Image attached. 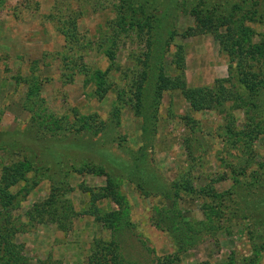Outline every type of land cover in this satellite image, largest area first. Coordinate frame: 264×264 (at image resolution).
<instances>
[{"label":"rangeland","instance_id":"rangeland-1","mask_svg":"<svg viewBox=\"0 0 264 264\" xmlns=\"http://www.w3.org/2000/svg\"><path fill=\"white\" fill-rule=\"evenodd\" d=\"M217 81L243 99L194 111ZM261 119L264 0H0V186L23 172L0 229L27 264H88L98 244L122 264H264V226L235 201L264 194ZM53 195L63 223L37 216Z\"/></svg>","mask_w":264,"mask_h":264},{"label":"trees","instance_id":"trees-1","mask_svg":"<svg viewBox=\"0 0 264 264\" xmlns=\"http://www.w3.org/2000/svg\"><path fill=\"white\" fill-rule=\"evenodd\" d=\"M209 21V20H208ZM63 21L61 20V23ZM207 23V22H206ZM59 25V29H61V24ZM66 25V24H65ZM77 24L74 22V19L69 17V22L67 26L61 30L62 33L65 35L66 41L68 43H75L77 40ZM220 39V38H218ZM238 42H233L231 44V48L234 47V44H237ZM110 57L114 58V54L112 53ZM176 59L179 60V68H184L185 63V57H184V51L182 48L178 51L176 54ZM237 62V60H236ZM239 64V78L238 80L249 90L255 89L256 91L259 90V86L262 83V79L258 78V75L251 70H246L247 64H245V61L240 62ZM252 67V66H250ZM237 71V72H238ZM241 75V76H240ZM162 83V88L167 90H174V89H181L185 90L186 86L183 81H175L168 78H165ZM230 83V80H227ZM224 82V81H221ZM220 81H217V83H221ZM231 86H235L236 83H230ZM217 88V89H216ZM137 93L141 91V86L136 87ZM103 93H106V88L103 89ZM236 96L237 100L243 99V96L239 93H235V91L227 90L226 86L224 84H220L219 87H215V89L207 88V89H195L191 92V102L190 105L193 108L194 111H205L210 109H216L219 106L223 105L225 101H228L229 99L233 98V96ZM256 105V104H253ZM251 118V117H250ZM254 121H256V118H254ZM262 122H264L263 119H261ZM258 123V122H257ZM250 128H252L251 124L249 125ZM258 125H256L255 129L250 131L249 135L252 138V134L255 133V135H259L261 132H259ZM254 132V133H253ZM23 172L18 167L13 168H6L4 175L2 177V185L0 186V198L7 199L5 202V206L12 205V195L9 194L8 190L10 187L18 183L21 179ZM254 182H256V186L259 188L264 185V179H261L259 176H256L254 179ZM256 190V189H255ZM253 194H250V196L247 199H243L242 197H238L237 201L238 203L250 205L251 202V220L254 222L253 224H258L264 226V194L260 195L257 194V191L252 190ZM55 195L52 196L51 200H49L45 206L38 207L36 210L38 217H49L50 220L53 222L63 223L61 218H59L58 212L52 211L54 209L55 204ZM92 198L97 200V194H92ZM246 206V207H247ZM12 238V228L11 227H3L0 229V264H27V259L23 255V249L21 246H17ZM43 264V263H42ZM47 264V263H44ZM49 264H60L58 263H49ZM88 264H122L120 258H118V254L116 253V249L110 245V244H98L96 247V250L91 255L90 259L88 260Z\"/></svg>","mask_w":264,"mask_h":264}]
</instances>
